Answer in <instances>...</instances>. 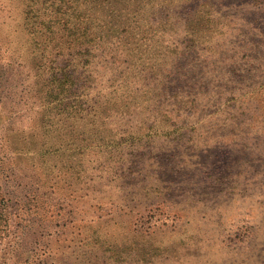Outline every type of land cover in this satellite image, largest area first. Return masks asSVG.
I'll use <instances>...</instances> for the list:
<instances>
[{
    "label": "rangeland",
    "instance_id": "obj_1",
    "mask_svg": "<svg viewBox=\"0 0 264 264\" xmlns=\"http://www.w3.org/2000/svg\"><path fill=\"white\" fill-rule=\"evenodd\" d=\"M89 1L0 0V264H264V0Z\"/></svg>",
    "mask_w": 264,
    "mask_h": 264
},
{
    "label": "trees",
    "instance_id": "obj_2",
    "mask_svg": "<svg viewBox=\"0 0 264 264\" xmlns=\"http://www.w3.org/2000/svg\"><path fill=\"white\" fill-rule=\"evenodd\" d=\"M88 1L87 0H76V2H74V3L79 2V6L81 7L82 2L85 3V2H88ZM75 10H77V9L75 8ZM100 18H103V17H100ZM104 18H107V17H104ZM103 20H106V19H103ZM80 21H84V22L87 21L88 22V21H92V19H81ZM97 22H101V20L97 19ZM76 26H78L77 23H76ZM78 39L79 38H77V40ZM7 229H8V220H7V217H6L5 213L3 212L2 208L0 207V242L5 239V236H6V233H7Z\"/></svg>",
    "mask_w": 264,
    "mask_h": 264
}]
</instances>
